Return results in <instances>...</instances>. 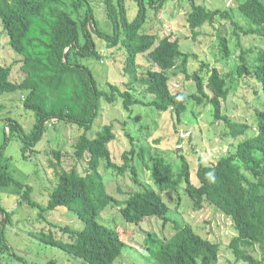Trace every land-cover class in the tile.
I'll return each instance as SVG.
<instances>
[{
  "label": "trees",
  "instance_id": "1",
  "mask_svg": "<svg viewBox=\"0 0 264 264\" xmlns=\"http://www.w3.org/2000/svg\"><path fill=\"white\" fill-rule=\"evenodd\" d=\"M170 1L133 0L137 11L129 21L125 0H102L103 19L107 23L102 29L98 26L92 0H0V25L9 47L21 59L22 73L21 81L11 80V66L0 64V96L18 92L24 112L32 113L34 119L29 131L12 116L4 119L7 132L4 131L3 146L12 138L17 140L22 159L28 160L36 153L35 147L47 128L63 123L82 130L73 145L72 157L77 163L86 162L83 174L76 167L65 170L62 153L51 151L52 160L47 163L55 171L56 187L45 207L33 202L32 188L8 175L6 166L0 162V193L8 186H15L21 195L19 204L39 209V220L43 214L59 208L71 210L83 223L82 230L62 228L68 236L66 242L55 239L51 230L48 233L41 231L35 237L85 264H114L127 242L122 240L123 230L99 222L102 213L109 207H117L128 224L138 226L145 219L156 218L162 220L164 226L169 222L166 218L169 207L161 194L176 191L184 184V191L196 211L207 205L230 219L236 235L228 250L235 262L264 264V110L255 111L256 122L251 125L231 121L222 114V103L232 87L219 71L202 62L201 70L189 73L187 63L193 55L181 52L178 40H172L171 36L160 38L144 29L148 11H157ZM188 2L186 22L195 37V31L204 25H213L216 19L232 18L229 10H211L194 0ZM235 9L246 28L233 23L235 30L240 32L235 31L234 35L241 53L232 73L238 79L250 78L255 83L251 86L253 94H257L255 89L259 87L264 97V48L257 50L254 63L249 66L246 56L251 50L243 49L240 37L241 34L255 36L264 42V0H242ZM96 38L104 41L108 48L119 47L124 51V71L130 74V78L123 92L117 93V88L110 84V92L100 91L92 72L80 63L83 59H101ZM220 41L226 59L230 56L227 40L220 37ZM140 55H146L151 64L142 76L137 74L136 60ZM180 59L187 79L196 86V93L189 96L182 92L171 93L169 76L165 74L174 70ZM203 69L207 78L201 75ZM135 84L142 87L143 96H152L153 100L145 103L134 98L130 90ZM116 93L127 112L134 105L141 104L160 113L171 112L177 122L186 111L187 97L198 105L209 103L214 120L226 125L232 139L244 135L249 129L253 130V137L240 142L235 151L220 156L214 163L199 162L196 170L198 186L191 183L190 165L183 156L180 157L181 168L177 176L164 158L149 156V165L145 163L144 167L157 191L144 189L119 200L106 190L98 171L100 161L117 175L130 173L138 183L133 162L136 157L143 160L146 153L150 155V149L143 146L137 150L133 139L130 140L131 148L121 154L122 163L119 165L111 160L108 149V144L116 139L113 126H103L95 137H88L99 113L100 100L112 104ZM0 216V261L28 264L13 253L5 238V228L11 223L12 214L0 205ZM145 244V249L152 247L150 259L156 264L219 262L220 244L196 233L189 224L176 227L175 233L166 238L149 233ZM255 247L262 252V259L254 258L249 252Z\"/></svg>",
  "mask_w": 264,
  "mask_h": 264
},
{
  "label": "rangeland",
  "instance_id": "2",
  "mask_svg": "<svg viewBox=\"0 0 264 264\" xmlns=\"http://www.w3.org/2000/svg\"><path fill=\"white\" fill-rule=\"evenodd\" d=\"M188 1L171 0L157 11L149 10L144 29L148 33L157 34L160 38L171 36L172 40H178L180 51L193 55L187 63L189 73L201 70L202 62L208 64L210 68L217 69L232 87L229 96L222 103V114L227 115L231 121L253 124L256 122L255 111L264 110L262 91L258 87L255 89L257 94H253L251 86L255 83L247 77L238 79L232 73L241 53V47L234 35L235 31L240 32L235 30L233 23L239 24L243 29L246 28L241 17L234 11L242 0H194L207 9L229 10L232 16L231 19H216L213 25L207 24L197 29L196 37L186 22V15L189 12ZM134 4L133 0H125L129 21H132L136 15L137 9ZM92 6L98 26L102 29L106 28L102 0H92ZM220 37L227 40L230 56L226 59L219 46ZM240 37L243 49L251 50L246 56L247 64L251 66L257 50L260 47L264 48V42L255 36L241 34ZM95 44L101 59H83L80 63L92 72L100 91L110 92L109 87L113 85L117 88V93L123 92L130 78V74L124 71L126 58L124 51L119 47L108 48L104 41L97 38ZM20 60V57L9 47L8 38L0 25V64L11 66V80L22 79ZM136 63L139 76L151 67L146 55L138 56ZM165 74L169 76L171 93L182 92L186 96L196 93L195 83L187 79L183 72L181 59L178 60L174 70L166 71ZM201 75L207 78L206 70L203 69ZM141 88L136 84L133 85L130 92L134 98L145 103L152 101V96H143ZM117 93L116 100L112 104H108L104 99L100 100L99 113L87 134L88 137H95L103 126H113L116 139L108 144V149L111 160L119 165L122 163L121 154L131 148L130 140L133 139L137 150L143 146H148L150 149V155L146 153L143 160L136 157L133 162L138 183L134 182L130 173L117 175L111 169L104 167V161H100L98 171L106 190L119 200L125 199L127 194L141 192L144 189L157 191L155 183L150 179L149 171L144 167L145 163L149 165V156L159 155L164 158L175 176L180 172V157L183 156L190 165L191 183L198 186L196 170L199 162L214 163L220 156L235 151L240 142L253 137V130L249 129L244 135L232 139L226 125L214 120L213 108L209 103L198 105L187 97L186 111L181 115L180 122H177L171 112L160 113L152 107L141 104L134 105L131 111L127 112ZM19 97L18 92L0 96V162L6 166L8 175L32 188L31 200L45 207L51 192L56 187L55 171H52L48 165L52 160L51 151L59 150L62 153V166L65 170L76 167L80 174L85 172L86 162L77 163L72 157L73 145L82 134V130L63 123H58L53 128L48 127L42 140L35 147L36 153L28 160H23L20 142L12 138L3 146L4 131H6L4 119L11 116L18 119L16 121L26 131H29L34 123L33 114L24 112ZM20 196V191L15 186H8L0 193V205L6 212L12 214L11 223L5 228V238L13 253L28 264H85L80 259L48 246L35 237V234L41 231L48 233L51 230L55 239L66 242L68 236L61 230L62 228L78 231L83 229V223L75 214L71 210L59 208L43 214V218L39 220V209L31 208L24 203L19 204ZM161 196L169 207L166 216L169 222L164 226L162 220L156 218L145 219L138 226L128 224L123 221L117 207H109L102 213L99 222L123 230L122 240L127 242V247L123 248L114 264H156L150 259L152 247L145 249L148 234L161 238L170 237L175 233L176 227L185 224L192 225L196 233L220 244L218 264H244L236 263L228 250L231 239L236 235L229 218L207 205L196 211L184 191V184H181L176 191L163 192ZM249 252L254 258L262 259L263 254L258 247ZM0 264H4V261L1 260Z\"/></svg>",
  "mask_w": 264,
  "mask_h": 264
}]
</instances>
